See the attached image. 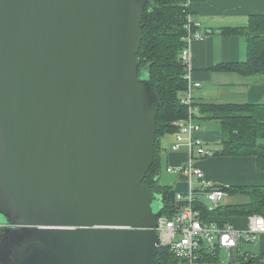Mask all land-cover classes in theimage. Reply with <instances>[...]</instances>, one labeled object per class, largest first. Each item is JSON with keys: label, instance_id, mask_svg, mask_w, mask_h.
Returning <instances> with one entry per match:
<instances>
[{"label": "water", "instance_id": "1", "mask_svg": "<svg viewBox=\"0 0 264 264\" xmlns=\"http://www.w3.org/2000/svg\"><path fill=\"white\" fill-rule=\"evenodd\" d=\"M147 0H0V264H164Z\"/></svg>", "mask_w": 264, "mask_h": 264}, {"label": "trees", "instance_id": "2", "mask_svg": "<svg viewBox=\"0 0 264 264\" xmlns=\"http://www.w3.org/2000/svg\"><path fill=\"white\" fill-rule=\"evenodd\" d=\"M187 1H146L141 19L143 38L137 53L140 61L138 73L144 68L147 69L159 100L154 109L156 121L154 159L143 183L151 195L161 197L163 204L161 214L167 218L175 215L177 206L173 188L159 182L162 165L160 137L163 134H174L178 129V121L187 117V105L180 97L187 90V72L180 58L181 50L186 45L187 14L192 13L190 5H186ZM248 21L245 27H222L220 29L224 35L241 34L245 36L246 59L236 62H220L214 66V69L237 71L245 76H264V14H252ZM194 105L197 108L195 118L213 119L220 124L221 148L216 154L254 156L258 169L264 171V102H199ZM217 188L230 195L243 194L247 200L227 205L218 204L210 210L204 203L206 197L197 194L195 207L201 211L202 218L209 220L211 215L233 217L255 213L264 214V185H232L217 186ZM223 222L227 221L222 220L220 223ZM213 257L217 259V255ZM157 259L164 264H177L178 262L166 246L159 247ZM210 259L209 255L204 254L201 260L203 263ZM256 260L249 255L247 259L242 257L241 263L250 264Z\"/></svg>", "mask_w": 264, "mask_h": 264}, {"label": "crops", "instance_id": "3", "mask_svg": "<svg viewBox=\"0 0 264 264\" xmlns=\"http://www.w3.org/2000/svg\"><path fill=\"white\" fill-rule=\"evenodd\" d=\"M190 8L194 19L201 23L204 37L194 39L189 44L190 78L199 82L200 86L191 87L189 94L193 103H246L264 102V76H245L237 71L216 70L214 66L220 62L244 61L247 57V43L244 35H224L222 27H245L249 16L264 14V0H192ZM187 95L183 92L180 97ZM201 128L198 136L204 141L205 148L219 143L221 128L215 126L213 119L198 118ZM194 117V120H198ZM173 133L160 137L162 163L169 174L168 184L174 191H186L188 179L179 172L167 171V166H177L188 157L187 148L182 146L173 151ZM210 151V150H209ZM212 153V152H211ZM194 164L202 169L204 178L217 186L232 185H264V171L258 169L256 158L249 155H221L216 152L194 160ZM160 180V179H159ZM160 182V181H159ZM161 183V182H160ZM167 185V184H164ZM252 215V214H251ZM248 216L226 217L211 215L209 220L221 222L225 220L237 228H245L249 223ZM247 245V247H245ZM241 247V253H249L257 259L255 264H264V233L258 234L255 241ZM219 249V248H218ZM217 250V249H216ZM237 250V249H235ZM203 264L215 263V255ZM208 257V256H207Z\"/></svg>", "mask_w": 264, "mask_h": 264}, {"label": "built area", "instance_id": "4", "mask_svg": "<svg viewBox=\"0 0 264 264\" xmlns=\"http://www.w3.org/2000/svg\"><path fill=\"white\" fill-rule=\"evenodd\" d=\"M189 0L186 5L189 4ZM187 30L186 45L182 48L180 58L186 69L187 95L182 102L187 105V117L178 121V129L174 132L171 149L179 150L182 146L187 148V159L177 166H167L169 172H179L188 179L186 191H175L177 212L171 218L161 214L155 230L160 239L159 247L166 246L178 259L177 264H203L204 254L215 255L216 249L226 248L231 257L232 249L239 250L241 243H252L260 233H264V214L255 213L249 217V223L245 228H237L230 222H215L202 218L201 211L195 207L197 194H202L213 203V207L219 204L224 191L215 187L204 178L202 169L194 164L199 157L211 155V151L205 148L204 141L198 136L200 125L194 122L196 106L189 94L191 87L200 86L199 82L190 78V50L189 44L194 39L204 37L201 23L193 18L192 13L187 14L185 23ZM247 259L249 253H240Z\"/></svg>", "mask_w": 264, "mask_h": 264}, {"label": "rangeland", "instance_id": "5", "mask_svg": "<svg viewBox=\"0 0 264 264\" xmlns=\"http://www.w3.org/2000/svg\"><path fill=\"white\" fill-rule=\"evenodd\" d=\"M194 122L199 124V125H201V120L200 119L194 120ZM213 123L215 124L216 127H218V122L217 121L213 122ZM200 128H201V126H200ZM210 146L211 147H209L208 150H210L212 153L218 152L220 150V148H221L219 143L212 144ZM174 176H175V174H169V173L166 172L165 166L162 163L161 172H160V180H159L161 182V184H167L168 185L170 183L169 178H173ZM246 200H247V197L245 195H243V194L242 195L241 194H239V195H230L229 193L224 191L223 197L219 201V204L220 205H227V204H230V203H241V202H244ZM204 203H205V205L208 208L213 207V203H211L207 199H205ZM246 244H248V243H241V247L245 246ZM241 247H240V249H241ZM245 247H247V245ZM240 249L239 250L232 249L230 251L231 257L228 256L229 254H228V250L226 248L217 249L216 250L217 251V261L215 263H207V264H242L241 263L242 257H241V254H240L241 253ZM250 264H255V263H250Z\"/></svg>", "mask_w": 264, "mask_h": 264}]
</instances>
